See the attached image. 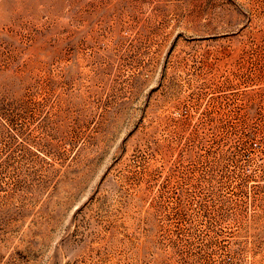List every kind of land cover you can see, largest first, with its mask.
<instances>
[{"label": "rangeland", "instance_id": "rangeland-1", "mask_svg": "<svg viewBox=\"0 0 264 264\" xmlns=\"http://www.w3.org/2000/svg\"><path fill=\"white\" fill-rule=\"evenodd\" d=\"M0 264H264V0H0Z\"/></svg>", "mask_w": 264, "mask_h": 264}]
</instances>
